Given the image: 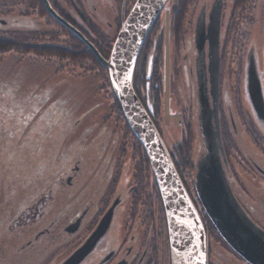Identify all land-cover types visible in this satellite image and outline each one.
Returning <instances> with one entry per match:
<instances>
[{"label": "rangeland", "instance_id": "obj_1", "mask_svg": "<svg viewBox=\"0 0 264 264\" xmlns=\"http://www.w3.org/2000/svg\"><path fill=\"white\" fill-rule=\"evenodd\" d=\"M48 1L63 20L69 22L86 40L99 46L95 47L90 42L95 48L104 51L109 44L111 48L121 24L119 16L125 0ZM134 1L128 0V9ZM199 1H167L144 40L136 63V66L139 63L137 78L135 75L133 82L134 86L140 83L141 67L143 69L145 66L147 73L149 65L151 73L147 78L150 79L152 75L161 80V135L173 161L183 173L186 191L191 196L194 195L193 165L204 148L194 122L188 130L186 128L189 122L187 113L190 114L192 103L195 112L196 105L190 94L186 93L182 99L184 85L180 62H183L186 48L189 52L194 47L193 43H189L186 48L183 45L185 37H190L187 30L189 25L195 23V9ZM244 2L243 5L234 3L235 16L238 18L247 13L245 7L250 0ZM232 6L233 1L226 0L225 14L232 11ZM262 6L257 5L252 11L253 24L248 26L247 41L243 48L245 55L249 48L253 49L261 72L264 64ZM41 10V4L35 0H0V20L6 21L5 25H0V38L21 45L47 44L65 50L42 55L33 51L0 52V232L5 229V222L17 220L25 215L28 208L34 210L38 206L41 212L47 197L50 199L52 194L51 184L63 169L72 165L74 153L83 147L99 152L102 148L101 136L106 135L105 130L108 134V129L112 130L110 140L118 136L114 155L121 154L122 150L125 152V146L127 155H130L137 142L125 124V128L122 127L106 70L93 60L78 56L80 43L76 36ZM174 17L181 19L177 29L178 20ZM88 23L95 26L96 32L91 31ZM148 37L150 43L145 45ZM175 48L180 49L179 54H176ZM225 50L228 61L227 66L226 63L222 65V69L233 96L236 63L232 59V47L228 46ZM186 65L189 67L191 64ZM154 70H157L156 76ZM239 140L248 150L249 142L242 133ZM179 148L188 150L187 164L181 165L177 151ZM138 153L139 147L136 151ZM228 155L231 179L237 181L238 176L244 177L263 194L264 184L241 161V156L233 146ZM131 171L129 168L128 173ZM129 185L130 182L124 184L125 189ZM55 212V209L49 212L47 208L46 214L44 212L37 221L52 218ZM210 235L214 236L211 232ZM69 241L44 251L38 262L59 263L74 247L72 239ZM214 244L211 246L215 249ZM221 259L223 262L220 264H238L237 259L227 253L222 254Z\"/></svg>", "mask_w": 264, "mask_h": 264}, {"label": "flooded vegetation", "instance_id": "obj_2", "mask_svg": "<svg viewBox=\"0 0 264 264\" xmlns=\"http://www.w3.org/2000/svg\"><path fill=\"white\" fill-rule=\"evenodd\" d=\"M125 1L122 10H120V21L131 8L130 6L128 9V0ZM179 1L182 2V0ZM232 1V11L226 14L224 12L226 0L199 1L195 9V23L189 25L187 30L190 37H185L183 45L186 48L189 43H193L194 47L189 52L186 48L183 62H180L182 85H184L182 99L186 97L187 93L190 94L192 101L194 100L196 109L194 112L192 103L190 114L187 113L189 122L186 121V128L188 130L194 122L203 148V128L200 121L202 105L208 112V116L213 115L209 122L213 132L216 131L214 122V115H216L221 143L219 155L226 181L244 214L264 235V193L258 192L259 188L246 181L244 177L238 176L237 181L231 179L230 156L228 155L231 146H233L241 156V161L264 184V116H260L254 108L247 93L246 82V67L248 58L252 54L258 72L262 104H264V64L261 72L253 49L249 48L246 55L243 52L247 41L248 26L251 27L253 24L252 11L260 4H263L262 9H264V1L250 0L245 7L247 13L239 18L235 16L234 12V3L238 0ZM216 13L219 14L217 31L214 20ZM196 30L201 33L204 39L201 52H198L196 47ZM149 43L148 37L145 45H149ZM228 46L233 49L234 57L232 59L236 63L233 96L230 92L232 89L227 87L228 79L222 69V65L228 61L225 52ZM179 50L175 48L176 54H179ZM187 63L191 65L187 67ZM140 71H142L140 83L134 86V91L161 135L162 131L159 125V122L163 121L160 118L162 110L159 104L161 80L153 78L152 75L148 79L145 66L143 69L141 67ZM156 71L154 72L155 76ZM117 112L122 120V127L125 124L129 130L121 112L118 109ZM111 131L108 129L109 134ZM104 132L106 135L101 136L102 148L99 152L83 147L74 153L75 159L72 165L66 167V170L63 169L54 179L51 184L52 194L49 196L50 199L47 197V203H45L46 210L43 208L40 212L38 206L34 207V210L28 208L25 215H21L17 220L4 223L3 228L5 229L0 232V264H40L42 261L38 262V260L44 251L72 239L74 247L63 260L57 263L62 264L83 246L99 227L101 220L109 210H111V218L106 231L77 264H170L161 198L144 151L135 139L137 142H135L130 155H127L126 146L125 152L122 150L121 154L114 155L118 136H114L113 133L114 139L110 140V135L106 130ZM240 133L249 142L248 150L242 146L239 140ZM106 143L107 146H105ZM204 153L205 150L194 162L195 173L196 163ZM173 163L184 187L187 188L183 181V173L175 161ZM129 168L132 169L130 174L128 173ZM129 182L130 185L125 189L124 184ZM260 186L263 185L260 184ZM193 191L195 196L193 194L192 196L189 194V196L200 215L205 231V264L222 263L221 257L225 253L236 258L238 264H253L238 251L233 250L219 235L201 208L194 187ZM47 208L49 212L55 209L56 212L52 218L37 221V218L44 212L46 214ZM210 232L214 234L216 240H214V236L210 235ZM213 244L215 249L211 246Z\"/></svg>", "mask_w": 264, "mask_h": 264}, {"label": "water", "instance_id": "obj_3", "mask_svg": "<svg viewBox=\"0 0 264 264\" xmlns=\"http://www.w3.org/2000/svg\"><path fill=\"white\" fill-rule=\"evenodd\" d=\"M40 1L48 15L76 36L107 72L113 97L126 125L140 143L154 175L166 223L170 264H205L206 240L200 215L176 171L163 139L133 88L134 71L142 45L168 0H135L121 20L107 57H103L88 40L63 20L48 0ZM214 20L217 31L219 14L216 13ZM5 23L0 20V25ZM195 38L198 52H201L204 39L198 30ZM150 66L147 76L151 73ZM246 82L247 93L254 108L260 116H264L258 72L252 54L246 67ZM199 99L202 105L200 96ZM211 118L213 115L208 116L202 105L200 121L205 153L196 163L193 181L196 197L211 224L233 250L253 264H264V235L244 214L231 193L219 155L221 143L216 115L215 132L209 124ZM110 218L111 210L83 246L62 264L80 262L104 234Z\"/></svg>", "mask_w": 264, "mask_h": 264}, {"label": "trees", "instance_id": "obj_4", "mask_svg": "<svg viewBox=\"0 0 264 264\" xmlns=\"http://www.w3.org/2000/svg\"><path fill=\"white\" fill-rule=\"evenodd\" d=\"M37 1L39 4H41V1L40 0H35ZM245 0H238L236 1L235 3L237 5H243L245 2ZM41 11L45 14H48L46 12V10L44 9L43 5L41 4ZM57 9V8H56ZM179 14V13H178ZM177 14V16H178ZM49 18H51L49 16ZM176 20H178V23H177V26H176V29L179 27V24H180V21L181 19L179 17H174ZM88 22V21H87ZM57 23V22H56ZM58 24V23H57ZM90 25V29L91 31L94 30L95 31V26L92 25L91 23H88ZM59 25V24H58ZM61 26V25H60ZM62 27V26H61ZM96 32V31H95ZM76 38V37H75ZM77 39V38H76ZM78 40V39H77ZM78 42L80 43V50L77 52V55L78 56H81L82 59H89V60H93L97 65L98 62L96 61V59L94 58V56L92 55V53L88 50V48L78 40ZM111 42V41H110ZM109 42V43H110ZM93 45H95V47H99L96 45V43H94L93 41L91 42ZM97 49V48H96ZM12 50H17L19 51L20 53H28L29 51H33L35 53H40V55L42 54H53V52L55 51V54L57 51H60V52H64L65 50H61L59 47H56V46H50V45H47V44H43V45H25V44H16L14 41H9L7 39H3V38H0V52H8V51H12ZM98 52L103 55V57H107L108 54H109V50H110V44L109 46L104 50V51H101L99 48L97 49ZM59 52V53H60ZM107 55V56H106ZM139 64V63H138ZM137 64L136 68H135V73H134V77H133V82L135 80V75L137 74V70H139V65ZM142 65V64H141ZM136 78H137V75H136ZM133 87H134V83H133ZM114 103H115V106L116 108L119 110L120 112V109H119V106H118V103L117 101L114 99ZM178 157H179V161L181 162V165H183L184 163L187 164V159H188V150H182V149H178ZM212 229V227H210Z\"/></svg>", "mask_w": 264, "mask_h": 264}, {"label": "bare ground", "instance_id": "obj_5", "mask_svg": "<svg viewBox=\"0 0 264 264\" xmlns=\"http://www.w3.org/2000/svg\"><path fill=\"white\" fill-rule=\"evenodd\" d=\"M140 144V143H139ZM141 146V145H140Z\"/></svg>", "mask_w": 264, "mask_h": 264}]
</instances>
